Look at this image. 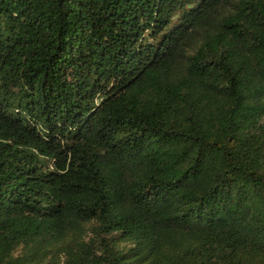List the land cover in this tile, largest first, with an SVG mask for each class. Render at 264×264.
I'll list each match as a JSON object with an SVG mask.
<instances>
[{"label": "trees", "instance_id": "trees-1", "mask_svg": "<svg viewBox=\"0 0 264 264\" xmlns=\"http://www.w3.org/2000/svg\"><path fill=\"white\" fill-rule=\"evenodd\" d=\"M0 264H264V0H0Z\"/></svg>", "mask_w": 264, "mask_h": 264}]
</instances>
